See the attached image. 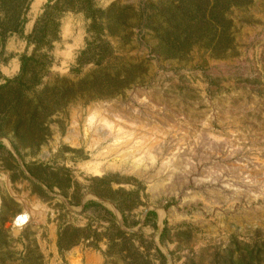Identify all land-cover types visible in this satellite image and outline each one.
I'll list each match as a JSON object with an SVG mask.
<instances>
[{
  "label": "rangeland",
  "instance_id": "rangeland-1",
  "mask_svg": "<svg viewBox=\"0 0 264 264\" xmlns=\"http://www.w3.org/2000/svg\"><path fill=\"white\" fill-rule=\"evenodd\" d=\"M55 1L22 10L25 34L1 36L0 89L19 76L33 51L25 39ZM179 2L92 0L132 8L101 35L104 52L82 13L56 14L38 86L0 100V264H264V0L224 12L223 53L199 42L165 59L157 38ZM87 41L101 64L94 50L76 62ZM102 76L125 83L99 86ZM96 77L93 95L49 99ZM68 228L84 239L69 232L63 245H74L60 252Z\"/></svg>",
  "mask_w": 264,
  "mask_h": 264
},
{
  "label": "trees",
  "instance_id": "trees-1",
  "mask_svg": "<svg viewBox=\"0 0 264 264\" xmlns=\"http://www.w3.org/2000/svg\"><path fill=\"white\" fill-rule=\"evenodd\" d=\"M13 1V5L9 10V14L6 19L0 20V28L3 29L2 34H0L2 41L4 40L5 34H19L22 32V26L24 24V18L22 15V10L26 12L32 0H0V6L3 9L6 5ZM64 1L65 4L72 5L77 3L80 5L78 10L73 8H60V3ZM242 0H180L177 6L172 3L167 8V15H169L170 20L168 21V28L161 27L160 35H158V41L156 45V53L165 59H174L182 55V53L190 51V49L199 42L205 43V46L209 49L215 50V46L218 47V51L223 53L227 49L226 43L230 42L228 34V22L225 19L224 12L228 8L240 4ZM79 12L82 13L87 21H89V26L87 32L89 34L97 35V41L100 43V49L106 51L109 46L106 41L100 39L103 33L109 34L111 36L115 35L112 33L111 27L115 26L118 28L120 26L119 20H117V15H123L125 13H132V8L130 7H117L112 6L106 11L96 9L92 0H56L53 4H48L44 7L42 14L36 19L34 27L31 34L25 39L28 47H33V51L30 56L24 55L20 58V74L13 81L8 83V87L0 89V100L4 96H9L13 91L18 92L24 96L22 88L27 85V89H31L34 86H38V75L40 71L48 68L49 57L47 52L52 49L53 43L58 39L57 36H53L51 39H47L48 26L56 27L58 22L54 19L56 14H62L64 12ZM114 16H116L114 18ZM146 23L151 25V18H146ZM55 20V22H54ZM214 32V34H213ZM218 38L215 42L214 39ZM225 44V45H224ZM93 43L89 41L86 42V48L81 51L76 59V62L87 61L85 57L89 55V52L93 51V54L98 57L99 62L95 64H101L100 61L104 59L105 54L95 51ZM98 48L97 46H95ZM214 47V48H213ZM43 50H46L43 51ZM50 66V65H49ZM102 80L97 81V77L89 80L82 81L78 83L76 89H66L62 94L52 95V99L56 100L59 97L60 101H66L78 96L85 94H92L91 89L99 86L109 85L110 83H117L118 86L124 85V81L117 82L124 78L115 77L114 79L109 76H102ZM109 81V82H108ZM23 92V94H22ZM49 92V89L42 91L41 95L45 96ZM103 95V94H100ZM10 105V101H8ZM11 107V106H10ZM8 125V122H7ZM83 230L80 229H65L59 235L57 248L58 251L66 250L70 248L71 245H63V241L67 234L71 232L77 236L80 241L84 239L81 237ZM75 236V237H76ZM77 240V241H78ZM34 251L26 249L25 258L29 257ZM33 264L42 263V257L37 255V257L32 262Z\"/></svg>",
  "mask_w": 264,
  "mask_h": 264
},
{
  "label": "crops",
  "instance_id": "crops-1",
  "mask_svg": "<svg viewBox=\"0 0 264 264\" xmlns=\"http://www.w3.org/2000/svg\"><path fill=\"white\" fill-rule=\"evenodd\" d=\"M36 2L38 3V0H32L31 1V3H30V5H29V10H28V13H30L31 12V10H34V7H35V5H36ZM45 2L47 3L48 2V0H45ZM43 6V4L41 3V4H38V7H37V9L35 10V11H37L38 9L40 10L41 9V7ZM39 10H38V12H39ZM41 12V11H40ZM27 13V14H28ZM27 19V18H26ZM36 21V20H35ZM35 21H34V23H35ZM28 24L29 23H27V22H25V24L23 25V33L25 34V29L28 27ZM33 27H34V24H33ZM33 27H32V29H33ZM32 29H31V32H32ZM31 32H30V34H31ZM29 34V35H30Z\"/></svg>",
  "mask_w": 264,
  "mask_h": 264
},
{
  "label": "bare ground",
  "instance_id": "bare-ground-1",
  "mask_svg": "<svg viewBox=\"0 0 264 264\" xmlns=\"http://www.w3.org/2000/svg\"><path fill=\"white\" fill-rule=\"evenodd\" d=\"M23 223H25V216L17 217L16 224L20 225V224H23Z\"/></svg>",
  "mask_w": 264,
  "mask_h": 264
}]
</instances>
